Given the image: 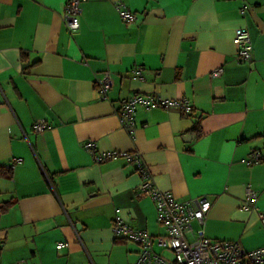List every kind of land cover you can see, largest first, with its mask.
Listing matches in <instances>:
<instances>
[{
    "label": "crops",
    "instance_id": "1",
    "mask_svg": "<svg viewBox=\"0 0 264 264\" xmlns=\"http://www.w3.org/2000/svg\"><path fill=\"white\" fill-rule=\"evenodd\" d=\"M67 1L0 0V167L10 171L0 176V264H134L140 248L114 236L117 218L164 234L133 165L95 163L88 142L139 152L155 186L179 201L206 197L210 240L264 247V0H81L74 33ZM239 29L251 38L250 64L235 62ZM134 94L186 99L192 112L138 108L130 136L115 112ZM41 120L48 129L35 133ZM247 186L257 211L241 208Z\"/></svg>",
    "mask_w": 264,
    "mask_h": 264
},
{
    "label": "built area",
    "instance_id": "2",
    "mask_svg": "<svg viewBox=\"0 0 264 264\" xmlns=\"http://www.w3.org/2000/svg\"><path fill=\"white\" fill-rule=\"evenodd\" d=\"M81 0H68L64 6L63 22L70 33L79 29V14ZM115 10L119 18L128 24L134 23L137 18L124 3L117 2ZM245 14V9H242ZM233 43L237 47L235 62L238 64H250L253 61V46L249 32L246 29L236 30ZM223 69H215L211 77H218ZM133 79L142 80V73L138 67L131 70ZM101 99L107 98L111 88L110 73L104 72L103 78L97 83ZM138 108L144 110L154 109H178L184 114L192 112V106L186 99H163L157 94H134L120 101L115 114L122 128L132 136L136 129L134 119ZM35 133H43L48 129L46 121L41 120L33 125ZM83 149L90 153L95 163L123 159L133 165L139 175L141 183L139 194L148 196L154 203L157 212V223L163 228L164 234L152 236L144 230H134L127 226L120 218L113 225L115 237H121L136 244L140 251L134 264H264V247L246 251L237 242L216 241L206 237L204 231L205 215L210 209V202L206 197L190 198L179 201L170 192L158 189L149 172V168L137 151L131 152H98L94 143L88 142ZM252 163H259L261 156L258 152L250 153ZM20 162L16 160L11 164V169ZM257 193L249 186L244 189V201L241 208L244 210L256 207ZM258 217L264 227V216L258 213ZM193 222L198 224V229L193 228ZM63 244H57L61 249ZM160 248L171 257L156 252Z\"/></svg>",
    "mask_w": 264,
    "mask_h": 264
},
{
    "label": "rangeland",
    "instance_id": "3",
    "mask_svg": "<svg viewBox=\"0 0 264 264\" xmlns=\"http://www.w3.org/2000/svg\"><path fill=\"white\" fill-rule=\"evenodd\" d=\"M156 252H158V253H160V254H164L166 257H168V258H170L171 256L168 254V253H166V251H164V250H162V249H160V248H157L156 247Z\"/></svg>",
    "mask_w": 264,
    "mask_h": 264
},
{
    "label": "trees",
    "instance_id": "4",
    "mask_svg": "<svg viewBox=\"0 0 264 264\" xmlns=\"http://www.w3.org/2000/svg\"><path fill=\"white\" fill-rule=\"evenodd\" d=\"M9 172L10 171H5V170L1 169V167H0V176L8 177L9 176Z\"/></svg>",
    "mask_w": 264,
    "mask_h": 264
}]
</instances>
